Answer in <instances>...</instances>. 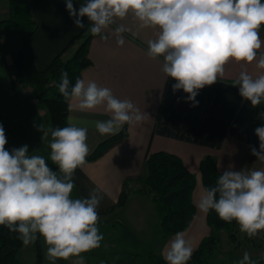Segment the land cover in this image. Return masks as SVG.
I'll return each mask as SVG.
<instances>
[{
    "label": "clouds",
    "instance_id": "obj_1",
    "mask_svg": "<svg viewBox=\"0 0 264 264\" xmlns=\"http://www.w3.org/2000/svg\"><path fill=\"white\" fill-rule=\"evenodd\" d=\"M66 9L79 29L101 40L115 38L117 46L125 43V33L132 29L121 23L131 17L138 30L152 29L155 39L147 41V56L162 58V72L175 81L173 92L183 90L186 102L198 105L196 97L205 86L215 84L225 75L230 62L242 70L233 82L240 96L253 108L264 101V0H84L77 10L73 0H64ZM115 25V27H113ZM136 33H133L135 35ZM255 64L259 74H249L247 65ZM59 93L66 101H76L80 110L103 106L110 118L96 122L101 135H113L125 124L141 123L144 115L127 99L114 96L111 89L94 81L77 78L71 85L62 71ZM264 117V112L260 113ZM51 149L53 171L42 155L30 154L27 145L7 150V138L0 125V226L17 233L23 245L43 238L46 259L75 257L74 264H85L82 253L101 246L98 207L103 196L93 190L87 198H73L74 175L90 154L88 130L69 124L38 128ZM259 151L251 154L264 161V125L255 129ZM197 207L215 211L226 223L235 221L249 238L264 236V171H234L219 175L215 186L205 188ZM193 249L183 232H177L167 245V264H187ZM237 264H255L245 251Z\"/></svg>",
    "mask_w": 264,
    "mask_h": 264
},
{
    "label": "crops",
    "instance_id": "obj_2",
    "mask_svg": "<svg viewBox=\"0 0 264 264\" xmlns=\"http://www.w3.org/2000/svg\"><path fill=\"white\" fill-rule=\"evenodd\" d=\"M82 3L84 0H73L77 10ZM32 10L39 28L30 38L31 52L36 66L43 70L85 28L75 26L64 0H32ZM8 16L9 0H0V22ZM83 21L86 27L89 24L87 18L84 17ZM121 23L132 29V32L124 34V45L117 46L115 38L110 35L111 29L106 33L109 35L107 40L94 37L90 45L92 65L83 71L82 78L111 89L118 99L130 100L144 115V120L125 124L116 132H121L125 126L128 128V136L121 143L99 159L86 161L84 166L78 168L74 175V189L78 198H87L94 189L103 196L98 207V227L100 230L106 227L110 238L124 229L134 237V241L136 237L144 238L153 244V251L164 256L167 245L175 235L163 242L158 240L156 229L159 218L154 204L142 196H136L123 208H116V205L123 183L147 174L146 158L149 153L166 151L178 155L197 177L193 195L196 215L191 225L183 231L194 253L202 241L213 233L208 223L209 212L204 213L197 207L199 196L206 188L201 161L208 155L216 156L221 173L230 168L245 172L264 171V161L251 154L253 147L259 151V144L252 146L232 134L233 127L253 117L259 105L253 108L240 96L238 86L233 85L242 70L241 64L233 61L226 65L225 75L220 80L199 91L196 97L198 105L193 107L191 102H186L187 94L183 90L173 92L175 81L162 72V58L153 60L147 56V41L155 39V31L138 30L131 17ZM0 36L8 58V72L16 84L12 92L17 98L10 99V93L1 82L0 92L8 96L12 103L16 133L18 122L14 114L23 110L26 117L23 120L25 134L36 135L41 123L52 124L50 115L41 102L31 96L33 90L27 92L30 87L21 86L15 79L13 54L23 47L21 37L4 31L1 25ZM260 38L264 41V26H261ZM260 51H264V45ZM247 70L253 76L259 74L254 63L247 65ZM110 115L103 106L94 110H80L76 101H69L68 123L87 128L90 154L102 141L112 136L101 135L95 126L97 121L107 120ZM16 133L5 146L9 151L26 145L24 140L17 147L12 145L11 140ZM28 149L30 153L31 147L28 146ZM3 228L7 227L0 226V229ZM238 232L240 235L239 226ZM241 236L243 239L239 237L240 246L236 248L228 234L223 233V247L219 254L244 250L252 255L256 248H262L263 244L259 242L262 237L249 238L243 233ZM133 242L128 245H133ZM107 253H112V250ZM218 256L213 264H216Z\"/></svg>",
    "mask_w": 264,
    "mask_h": 264
},
{
    "label": "trees",
    "instance_id": "obj_3",
    "mask_svg": "<svg viewBox=\"0 0 264 264\" xmlns=\"http://www.w3.org/2000/svg\"><path fill=\"white\" fill-rule=\"evenodd\" d=\"M2 29L13 34H20L23 47L13 54L15 79L21 86L30 87L32 97L41 102V106L50 115L55 127L68 126L69 101L58 91L60 75L66 71L71 85L77 78H82L83 71L92 65L90 45L94 38L88 32V25L77 34L70 43L54 58L46 69H39L32 57L30 38L39 28L32 10V0H9V16L0 22ZM12 103L8 96L0 92V125L6 134L7 142L16 132V123L12 114ZM262 102L253 117L237 124L232 134L246 143L255 146L259 139L255 129L264 125ZM128 136L127 126L106 140L86 158L94 161L102 157L108 150L121 143ZM7 144V143H6ZM6 146V145H5ZM147 174L139 178L127 179L122 186L116 208H123L128 201L142 196L156 207L159 225L156 235L159 241H165L177 232L185 231L194 220L196 206L194 190L197 185L196 175L185 165L181 157L166 151L149 153L146 158ZM203 182L206 188L215 186L220 174L218 160L208 155L201 161ZM208 223L213 233L206 237L199 248L192 254L187 264H213L223 247L222 234L227 233L229 239L240 246L238 224L226 223L215 211H209ZM24 247L18 234L8 228L0 229V264H23L20 254ZM37 262L44 260L41 238L34 243ZM152 264H167L164 256L153 251L150 255ZM259 264H264V255Z\"/></svg>",
    "mask_w": 264,
    "mask_h": 264
},
{
    "label": "rangeland",
    "instance_id": "obj_4",
    "mask_svg": "<svg viewBox=\"0 0 264 264\" xmlns=\"http://www.w3.org/2000/svg\"><path fill=\"white\" fill-rule=\"evenodd\" d=\"M17 37H21L20 34H17ZM2 40L3 39L0 36V82L10 93L8 95L10 96V99H14L17 98V95L12 92V87H16V84L11 78V73L8 72V58L6 56ZM14 115L18 122V131L17 133L15 132L16 136L11 140L12 145L17 147V144L21 143L24 140L26 145H28L32 149V151H30V154L42 155L47 160L48 166L53 171H57V166L50 160L51 149L48 146L50 136L47 139H42L43 133L39 130L35 132L36 135L33 134L31 136V134H25V127L23 125V120L24 118H26L25 111L20 110L19 112H15ZM51 125L52 127H54L53 124ZM72 196L73 198H78L77 191L75 189L73 190ZM99 231L103 235L101 246L90 252L81 254L85 258V264H152L150 255L153 252V244L151 242L147 241L144 238L140 239L138 237H136L137 240L134 241V237L130 236L127 233V230L124 229L119 230L118 233L111 238L107 234L109 230L107 231L106 227L102 228L101 230L99 229ZM241 234L239 235L238 232V235L242 240L243 236H241ZM41 241L44 254V260L42 264H50V262L46 259L47 246L45 245L42 237ZM132 242L133 245H128ZM259 242L263 244L262 248H256V252H253V254L250 255L255 264H259L261 257L264 255V236L259 239ZM109 245L110 248L108 247ZM225 249L227 250V247ZM109 250H112V253H107ZM34 252V244H30L28 246L24 245L20 254V258L23 264H39L37 262L36 252L35 254ZM244 252V250H241L237 253L235 252L231 254L223 251L221 254H218L219 256L217 258L218 260L216 264H237V262L242 258ZM75 259L76 258L73 257L67 261L57 260L56 264H74Z\"/></svg>",
    "mask_w": 264,
    "mask_h": 264
},
{
    "label": "built area",
    "instance_id": "obj_5",
    "mask_svg": "<svg viewBox=\"0 0 264 264\" xmlns=\"http://www.w3.org/2000/svg\"><path fill=\"white\" fill-rule=\"evenodd\" d=\"M30 90H31V88L27 89V92H30ZM37 101H39V100H37Z\"/></svg>",
    "mask_w": 264,
    "mask_h": 264
}]
</instances>
